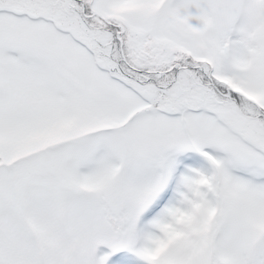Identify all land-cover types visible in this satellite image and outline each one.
<instances>
[{"label": "rangeland", "instance_id": "1", "mask_svg": "<svg viewBox=\"0 0 264 264\" xmlns=\"http://www.w3.org/2000/svg\"><path fill=\"white\" fill-rule=\"evenodd\" d=\"M219 196L254 263L264 0H0V264H187L165 242Z\"/></svg>", "mask_w": 264, "mask_h": 264}, {"label": "trees", "instance_id": "2", "mask_svg": "<svg viewBox=\"0 0 264 264\" xmlns=\"http://www.w3.org/2000/svg\"><path fill=\"white\" fill-rule=\"evenodd\" d=\"M29 151L27 154L32 155V153ZM222 202V196L221 198L220 196L216 198L217 208L213 214L212 222L210 224H207V222L203 221L202 218H191L188 224L181 223L180 225L186 231L185 235L187 237L185 238L181 233L178 235L174 234L173 237H169L166 240L165 248L169 247L173 243L185 242L188 245L186 251L187 264H232L218 257L216 253V241L219 236V233L216 232V229L218 227V221L221 219L220 212L221 207H223ZM125 225L126 223L121 222V227L123 229H125ZM255 245L258 247V255H256L254 263L251 260L245 258V264H264V241L259 239ZM109 247L110 245H105V249L107 250L106 254L111 253ZM157 251L154 254H156ZM163 254L164 252L161 253V255ZM154 260L155 264H171L170 262L163 263L161 259Z\"/></svg>", "mask_w": 264, "mask_h": 264}]
</instances>
